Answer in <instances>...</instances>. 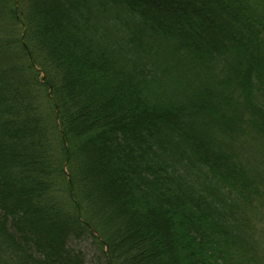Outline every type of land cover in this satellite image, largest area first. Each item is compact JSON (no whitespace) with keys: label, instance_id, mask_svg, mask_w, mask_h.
<instances>
[{"label":"trees","instance_id":"1","mask_svg":"<svg viewBox=\"0 0 264 264\" xmlns=\"http://www.w3.org/2000/svg\"><path fill=\"white\" fill-rule=\"evenodd\" d=\"M264 264V0H0V264Z\"/></svg>","mask_w":264,"mask_h":264},{"label":"rangeland","instance_id":"2","mask_svg":"<svg viewBox=\"0 0 264 264\" xmlns=\"http://www.w3.org/2000/svg\"><path fill=\"white\" fill-rule=\"evenodd\" d=\"M71 246L80 250L83 253L85 264H103L98 258L97 251L93 247L89 238L82 237L81 239H72L69 241Z\"/></svg>","mask_w":264,"mask_h":264}]
</instances>
